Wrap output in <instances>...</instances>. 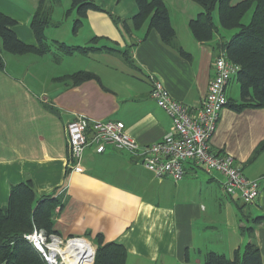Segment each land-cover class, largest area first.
<instances>
[{
    "label": "crops",
    "instance_id": "obj_1",
    "mask_svg": "<svg viewBox=\"0 0 264 264\" xmlns=\"http://www.w3.org/2000/svg\"><path fill=\"white\" fill-rule=\"evenodd\" d=\"M37 1L0 0V11L17 21L12 27L16 35L30 44L37 43L30 27ZM96 1L120 20L137 12L135 0ZM164 2L176 41L189 57L163 43L155 29L145 35L143 25L127 33L106 11L99 10L87 11L75 31V10L71 17L66 14L61 18L62 22L53 20L56 28L68 29V35L51 41L98 47L87 55L61 54L56 61L54 46L43 55L1 52L0 207L7 202L10 184L30 178L38 194L54 189L59 193L63 206L54 217L53 228L60 236L91 242L100 233L105 241L126 247L129 264H201L207 251L221 250L215 252L231 257L235 249L241 251L251 240L258 244L264 264V220L253 226L252 234L240 232L252 215L264 216V149L249 161L254 148L264 140L263 108L236 111L223 107L210 140L214 151L231 154L243 174L258 181L259 196L242 209L243 216H248L245 221L237 218L235 207L239 205L234 197L239 198L222 189L223 176L219 174L220 179L207 173L206 178L193 164L177 181L168 176L158 178L126 151L111 145L100 151L90 145L80 160L82 170L69 168L66 124L76 116L121 120L140 145L156 142L170 130L169 116L150 96L151 77L160 80L175 99L194 108L201 105L217 55L213 41L229 35L219 28L212 42H198L188 29V20L201 6L192 0ZM92 38L97 39L92 43ZM109 47L128 48V57ZM114 53L119 56L115 63L110 59ZM77 56L85 57V63L75 65L80 59L76 60ZM34 58L40 59V65L57 67L56 72L47 74L46 83H40L39 93L26 81ZM81 69L98 78L77 84L56 79ZM226 96L239 100L237 84H227ZM209 198L221 207L219 212L223 210L222 220L206 218ZM217 225L223 229L218 230ZM210 235L220 244L214 245L219 249L205 243Z\"/></svg>",
    "mask_w": 264,
    "mask_h": 264
},
{
    "label": "trees",
    "instance_id": "obj_2",
    "mask_svg": "<svg viewBox=\"0 0 264 264\" xmlns=\"http://www.w3.org/2000/svg\"><path fill=\"white\" fill-rule=\"evenodd\" d=\"M201 6V11L188 20V27L193 37L198 42H212L219 28L234 30L228 37L220 35L213 41V48L217 54L224 53L226 57L238 66L236 80L239 84V100L228 99L227 106L240 111L244 108L264 109V0H193ZM47 0H38L37 7L32 14L30 27L36 37L37 43L30 44L22 41L13 30L17 23L12 16L0 11V69L4 67L1 49L11 54L34 53L43 55L54 46L57 61L61 54L73 53L89 54L95 45H69L63 41L53 40L48 42L43 36V28L49 24L50 12L45 8ZM137 12L128 19H119L111 14L96 0H70L71 10H75L73 30L81 24L82 18L89 10L106 11L111 18L120 23L127 33L138 30L143 25L146 32L155 29L162 42L174 47L183 57L190 54L182 49L176 41V33L171 24L168 9L163 0H135ZM217 6L218 22L213 20V12ZM250 11V17L244 22L245 14ZM97 38H92V43ZM109 50L118 51L128 57V48L117 49L109 47ZM98 78L89 70H76L70 74L57 77L65 80L67 84H77L87 79ZM264 149V140L252 151L249 161L253 160ZM69 170V168H68ZM67 170V171H68ZM243 205H239L242 212ZM59 206L58 211H55ZM63 203L59 193L52 192L38 194L30 178L22 179L10 184L8 199L4 206L0 207V264H48L40 252L25 238V234L33 228L43 229L46 233L59 234L53 228L54 217L57 215ZM243 213V212H242ZM246 220L248 219V216ZM250 225L240 227V232L252 234L253 226L264 220L263 215L252 217ZM90 235L86 232V236ZM85 236V237H86ZM87 242V239L80 238ZM95 252L92 264H129L127 262L126 247L116 241H105L102 234L97 233L93 237ZM202 264H262L258 244L248 241L243 251L235 249L231 257L215 251H207L203 255Z\"/></svg>",
    "mask_w": 264,
    "mask_h": 264
},
{
    "label": "built area",
    "instance_id": "obj_3",
    "mask_svg": "<svg viewBox=\"0 0 264 264\" xmlns=\"http://www.w3.org/2000/svg\"><path fill=\"white\" fill-rule=\"evenodd\" d=\"M237 70L238 66L224 53L217 54L207 92L201 105L195 108L172 97L160 80L151 77L150 96L169 116L171 127L160 140L150 144L136 142L121 120L76 116L66 124L70 170H82L80 160L87 146H97L103 151L111 145L128 152L158 178L168 176L177 181L186 174L190 164L209 174L219 173L223 176L221 186L225 193L235 195L247 204L254 202L260 192L258 181L247 178L241 164L231 154L216 152L210 145L220 111L227 106L226 86ZM24 236L48 264H64L62 256L53 252V242L62 247L69 240L76 239L75 236L64 238L37 228Z\"/></svg>",
    "mask_w": 264,
    "mask_h": 264
},
{
    "label": "rangeland",
    "instance_id": "obj_4",
    "mask_svg": "<svg viewBox=\"0 0 264 264\" xmlns=\"http://www.w3.org/2000/svg\"><path fill=\"white\" fill-rule=\"evenodd\" d=\"M192 2L195 5H197V6L199 5L198 3H196L193 0H192ZM70 6H71L70 0H47L46 5H45V8L47 9V12H48V10L50 12V20L51 21L49 22V24H47L43 28V36H44V38L48 42H51L52 39H59V40H61V39H65L67 37V35H68L67 30L68 29H65V28H63V29L56 28L53 25V23L55 22L53 20H58V23H59L61 21V18L63 19V17H66L65 15L67 13V10L70 8ZM73 12L71 10L68 13L70 17L74 14ZM213 17H214V21L217 23L218 22V10H217V6L214 9ZM249 17H250V11H248L245 14V16L243 18L244 22L247 21L249 19ZM188 29H189V27H188ZM224 31L227 32L228 35H231V33L234 30H224ZM79 41L82 42L83 41V38H80ZM0 48H1V42H0ZM1 52L2 53H6V51H4L3 49H1ZM8 55L9 54H7L6 56H8ZM11 56H12V54H11ZM117 57H119V56L116 53H114L111 56V58L110 57H108V58L112 59L113 62L115 63V62L119 61ZM78 58H80V59H78ZM84 58L85 57H79V56H77L76 57V60L78 59L79 61H76L77 63L75 65H79V63H83V60H84V63H85L86 58L85 59ZM3 60H4V58H3ZM29 64H30V67H29L30 74H28V75H29L30 78H28V79L26 78V81H27V83H29V85H31L34 88L35 91H37V93H39L40 92V83H46V81H47V74L48 73L53 74L54 72H56L57 67L47 66L45 63H41V65H40V59H36L35 60V58H34V61L29 62ZM126 68H128V67H126ZM120 69H122V68H120ZM58 70H59V67H58ZM40 78H41V81H40ZM231 84L232 85H236L237 84V86L239 88V84H238V82L236 80V75H232L231 80H230V85ZM196 170L199 171L202 175H204V177H206V178L208 177L207 176L208 174L205 173L200 167H197ZM214 175L217 178L222 179V177H221V175H219V173H214ZM234 200H235V202H237L238 205H242V203H243L242 200H239V199H237L235 197H234ZM234 200H233V202H234ZM209 201H210L211 206H210L209 210H207L208 212L206 214V218L208 217V218H212V219L215 218V220H222V216H223L224 212H223V210L221 212H219V210L221 209V207H219L217 205V203H216L215 200H211V198H209ZM244 206L247 209L251 205L250 204H248V205L245 204ZM235 209H236V212H237V215H238L237 216L238 220H239V218H241V220L243 219L245 221L246 217L243 216L241 210L237 206L235 207ZM255 216L256 215H252V217H255ZM250 219L247 222H245L246 225H250V223H251V220ZM217 227H219V225H217ZM195 228H197V227H195ZM221 229H223V227L220 225V227H219L218 230H221ZM207 230L212 231L213 229L212 228H207ZM204 240H205V243L207 244L208 247H214V245H216L217 247H219L218 245H220L219 243L218 244L216 243V241H215V239H214V237L212 235H210L209 237L205 238ZM91 242H93V241L91 240ZM91 245L94 248V252H95V245L93 243H91ZM215 249H219V248H215ZM243 249L244 248H242L241 251H243ZM215 251L220 252L221 250H215ZM89 255L90 256L87 257V258H91L92 257V251L90 252ZM59 259H60V257H59ZM85 260L83 261V264H84ZM85 264H89V263L86 262ZM201 264H202V262H201Z\"/></svg>",
    "mask_w": 264,
    "mask_h": 264
},
{
    "label": "bare ground",
    "instance_id": "obj_5",
    "mask_svg": "<svg viewBox=\"0 0 264 264\" xmlns=\"http://www.w3.org/2000/svg\"><path fill=\"white\" fill-rule=\"evenodd\" d=\"M82 238V237H81ZM58 242H53L51 244L53 252H58L62 256V262L64 264H83V261L89 257L92 251V257L87 258L84 262L92 263L94 248L90 250V246L87 242L77 239H71L63 246H58ZM90 243V242H89ZM91 244V243H90Z\"/></svg>",
    "mask_w": 264,
    "mask_h": 264
},
{
    "label": "water",
    "instance_id": "obj_6",
    "mask_svg": "<svg viewBox=\"0 0 264 264\" xmlns=\"http://www.w3.org/2000/svg\"><path fill=\"white\" fill-rule=\"evenodd\" d=\"M75 238L77 239V238H81V237H75ZM93 258H94V252H93ZM92 263H93V260H92Z\"/></svg>",
    "mask_w": 264,
    "mask_h": 264
}]
</instances>
